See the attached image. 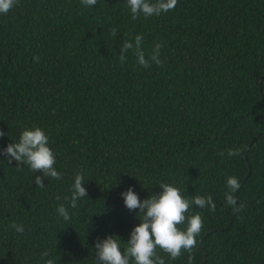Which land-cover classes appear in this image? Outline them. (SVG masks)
Segmentation results:
<instances>
[{
    "label": "trees",
    "instance_id": "trees-1",
    "mask_svg": "<svg viewBox=\"0 0 264 264\" xmlns=\"http://www.w3.org/2000/svg\"><path fill=\"white\" fill-rule=\"evenodd\" d=\"M137 34L146 54L162 44L161 66L131 51L121 65L120 45ZM33 125L61 178L40 188L42 173L0 155V264H98L97 240L118 236L123 251L140 223L121 193L142 201L161 182L215 203L191 206L203 221L191 264H264V0H178L136 20L127 0H18L0 14V149ZM78 172L87 197L72 208ZM227 176L240 181L234 206ZM157 254L189 264L187 252Z\"/></svg>",
    "mask_w": 264,
    "mask_h": 264
},
{
    "label": "clouds",
    "instance_id": "clouds-1",
    "mask_svg": "<svg viewBox=\"0 0 264 264\" xmlns=\"http://www.w3.org/2000/svg\"><path fill=\"white\" fill-rule=\"evenodd\" d=\"M17 2L18 0H0V14L6 15ZM177 2L178 0H127V7L130 9L131 18L136 20L141 15L147 18L172 11ZM81 4L92 7L97 4V0H81ZM111 35L115 37L117 30L112 29ZM142 42V34L135 35L134 40H124L118 55L121 65L127 59L129 51L135 57L136 64L144 68H149L152 63L157 66L164 63L160 58L161 43H156L151 52L146 54ZM33 60L38 62L39 57L34 56ZM4 135L5 133L0 130V137ZM0 155L7 157L10 164L14 160L17 165H28L34 173L37 171L42 173V176L37 175L34 179V183L40 188L45 186L42 177L57 180L61 178V173L55 168L56 157L49 146V137L38 126L24 128L18 142L9 143L5 148L0 149ZM227 155L239 156L242 152L240 148L229 149ZM220 156L223 158L224 153L221 152ZM84 183L83 175L78 172L71 187V197H65V200H70L72 208L77 206L78 200L87 197ZM225 186L227 191L224 196L227 205H236L234 193L240 188V181L234 176H227ZM159 187L162 189L161 192L154 193L142 201L131 187L121 193L124 205L129 211L139 209L140 215H137L140 223L131 230L123 251L118 236L109 235L97 240L95 256L98 264H164V259L157 254L158 248L171 259H177L187 252L191 264L192 253L198 243L197 237L203 226L202 217L198 213L190 214L191 206L195 204L200 208L215 211V203L211 196L184 197L177 187L167 182H161ZM57 212L65 221H70V214L64 204L58 206ZM11 226L18 233L24 231L23 226L15 221ZM48 255L47 251L42 253V257ZM45 264H53V262L47 260Z\"/></svg>",
    "mask_w": 264,
    "mask_h": 264
}]
</instances>
